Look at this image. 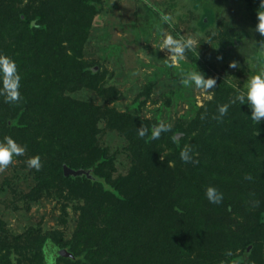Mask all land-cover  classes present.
<instances>
[{
  "label": "trees",
  "instance_id": "trees-1",
  "mask_svg": "<svg viewBox=\"0 0 264 264\" xmlns=\"http://www.w3.org/2000/svg\"><path fill=\"white\" fill-rule=\"evenodd\" d=\"M247 1L250 18L258 24L260 0ZM74 3L0 0V54L16 62L21 76L18 101H6L0 93V141L11 136L26 146L28 158L39 155L42 167L33 169L51 186L59 181H82L83 187L93 188V194L80 207L76 231V236L87 229L92 231L84 249L78 252L74 243L63 244L52 235L34 233L31 242L40 249L36 257L42 264H60L62 259L84 264L95 261L90 259L95 257L104 261L105 255L108 264H121L123 260L128 264H219L220 260L224 264H264L261 214L255 215L257 219L248 222L247 227L237 222L244 230L248 228L245 233L234 225L243 210L236 204L243 203L252 189L254 195L264 192V118L259 124L254 122L247 107L240 116L241 104H230L232 89L217 84L215 97L199 109L193 120L195 134L178 126L175 135L167 139L152 138L158 147L163 144L175 149L177 155L173 158L182 162L165 167L166 175L175 182L167 196L169 203L158 202L161 197L153 203L146 199L149 188L143 191L141 181L131 187L129 182L137 175L109 183L104 176L108 155L98 147V124L106 120L109 129L126 131L132 143L139 135L134 134L132 126L138 125L113 109L103 110L71 96L83 89L99 88V71L93 69L95 63L83 60V48L93 14L102 11L99 1L82 0L77 6ZM222 104L230 106L220 118L218 106ZM14 117L16 123L11 122ZM188 137L195 140L194 149L200 148L193 166L178 151L179 141ZM138 146L139 142L133 149L136 151ZM148 162L160 175L156 181H161L165 173L159 166L164 161L150 154ZM187 163L190 166L185 168ZM64 166L89 170L90 177L66 176ZM209 186L223 193L221 203L209 201ZM158 213L176 217L167 221L155 217ZM100 224L105 226L98 234L95 228ZM248 231L254 236L247 237ZM145 246L153 248L145 251ZM57 247L73 257L51 254ZM1 251L0 264H5ZM211 252L216 254L210 256Z\"/></svg>",
  "mask_w": 264,
  "mask_h": 264
},
{
  "label": "rangeland",
  "instance_id": "rangeland-1",
  "mask_svg": "<svg viewBox=\"0 0 264 264\" xmlns=\"http://www.w3.org/2000/svg\"><path fill=\"white\" fill-rule=\"evenodd\" d=\"M74 1L77 6L82 0ZM95 1L101 3L98 6L102 11L93 14L83 60L95 63L93 69L99 71V88L83 89L71 96L103 110L113 109L117 114L125 115L131 124L138 125L132 126L134 134L139 132L132 143L130 135L124 133L126 131L109 129L106 120L99 122L98 147L108 155L105 180L114 183L123 177L137 175L129 182L131 187L138 186L135 182L141 181L143 191L149 188L146 199L153 203L161 197L158 202L169 203L167 196L175 182L171 175H166L165 167L172 168L174 163L180 165L182 162L173 158L177 155L175 149L153 144L154 129L163 124L167 130H161L158 137L166 139L175 135L174 128L178 126L195 134L193 120L199 109L213 100L217 84L232 89L230 99L238 91L246 90L247 82L264 67V46L260 44L264 34L256 31L257 24L250 18L247 0ZM165 15L170 19L165 20ZM167 34L195 40L183 60L173 62L168 50L161 49ZM218 56L222 59H217ZM233 61L236 67H231ZM193 69L204 72L206 78H215L216 85L205 90L181 83ZM243 107H247L250 116L247 104L239 105L240 116H244L246 109ZM11 122L16 123L15 117ZM139 127L144 135H140ZM194 141L189 137L183 142L180 140L178 149L189 154L186 161L191 162V166L197 163L200 152V148L192 147ZM138 142L140 147L135 151L133 147ZM150 154L152 158L159 156L160 161H164L159 166L165 173L161 181H156L160 175L153 172L152 164L148 162ZM28 157L25 151L23 155L14 156L7 167L0 168V249L1 261L5 264H42L40 257H36L40 249L31 242L34 233L52 235L63 244L74 243L78 252L84 249L87 237L92 235L91 229L79 236L76 231L80 207L93 194V188L83 187L82 181H59L53 187L29 167ZM168 159L170 166L166 163ZM188 163L185 168L190 166ZM253 193L252 189L243 203L236 204L238 208L243 206V210L234 225L243 233L248 228L244 230L237 222L246 226L257 219L258 213L264 222V192ZM155 217L172 221L176 216L158 213ZM103 226L100 224L95 228L98 234ZM252 233L248 231L245 235L250 238L254 236ZM9 246L12 248L7 250ZM152 248L145 246L144 250ZM63 251L69 253L59 247L50 253L56 256ZM215 254L211 252L210 256ZM90 259L95 261L84 264L109 263L107 255L104 261L96 257ZM60 264L83 263L62 259ZM121 264L128 263L123 260ZM219 264H224L223 260Z\"/></svg>",
  "mask_w": 264,
  "mask_h": 264
},
{
  "label": "clouds",
  "instance_id": "clouds-1",
  "mask_svg": "<svg viewBox=\"0 0 264 264\" xmlns=\"http://www.w3.org/2000/svg\"><path fill=\"white\" fill-rule=\"evenodd\" d=\"M258 24L256 25V31L264 34V0H260V8L257 12ZM165 20H169L168 15L164 16ZM195 44V40L192 37L180 38L174 37L172 34H167L161 44V49H167L173 62L183 60L186 51L191 49ZM260 44L264 46V40L260 41ZM217 59H222L218 56ZM236 62L233 61L231 67H236ZM0 79H2L3 87L0 88V93L4 94L6 101L15 102L21 98L19 91L21 76L17 71L16 62L9 56L0 54ZM183 84H190L200 89H212L216 85V79L213 77L205 76V73L193 69L182 81ZM239 102L241 105L247 104L251 110V119L260 123L264 118V67L260 71L253 75L247 82L246 90H240L236 93L230 104ZM230 104H222L218 106L220 118L227 114ZM161 130H167L163 124L154 129L153 135L158 137ZM140 135H144V131L141 130ZM26 151V146L20 145L11 136H6L4 141H0V168L7 167L12 161L14 156L23 155ZM182 158L187 160L188 153L182 152ZM29 167H34L39 170L42 167L40 156L36 155L30 157L27 161ZM206 196L212 203H221L223 199V193L219 192L215 187L209 186L206 189Z\"/></svg>",
  "mask_w": 264,
  "mask_h": 264
},
{
  "label": "water",
  "instance_id": "water-1",
  "mask_svg": "<svg viewBox=\"0 0 264 264\" xmlns=\"http://www.w3.org/2000/svg\"><path fill=\"white\" fill-rule=\"evenodd\" d=\"M90 171L89 170H83V169H80V170H74V169H71L67 166H64V174L66 176H69V175H72V176H83V175H88L90 177ZM251 248V247H250ZM249 248V250H250ZM60 253V252H59ZM62 256H65L67 257V255H70L69 253H66L65 251L61 252Z\"/></svg>",
  "mask_w": 264,
  "mask_h": 264
}]
</instances>
